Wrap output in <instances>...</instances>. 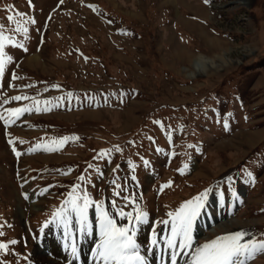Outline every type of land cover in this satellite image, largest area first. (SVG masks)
Here are the masks:
<instances>
[{"label":"rangeland","instance_id":"374dc122","mask_svg":"<svg viewBox=\"0 0 264 264\" xmlns=\"http://www.w3.org/2000/svg\"><path fill=\"white\" fill-rule=\"evenodd\" d=\"M0 25L12 57L0 77V264H40L36 243L60 226L48 216L73 186L121 226L137 222L118 210L147 212L144 255L163 225L172 238L169 213L206 190L229 209L198 247L236 232L264 242V0H0ZM89 220L98 232L94 205Z\"/></svg>","mask_w":264,"mask_h":264},{"label":"snow or ice","instance_id":"6c2138e0","mask_svg":"<svg viewBox=\"0 0 264 264\" xmlns=\"http://www.w3.org/2000/svg\"><path fill=\"white\" fill-rule=\"evenodd\" d=\"M30 2V0H29ZM207 3L208 0H205ZM17 15H23L17 13ZM9 21H13L15 17L9 15L7 17ZM17 31H25L19 26L17 22ZM3 26L0 25V28ZM5 37L3 32L0 31V77L3 76L7 62H10L12 57L6 56L4 53V43ZM9 43L11 40L9 39ZM23 47V45H19ZM27 49H25L26 51ZM16 78V77H14ZM58 87V86H54ZM71 97V93L68 94ZM12 99L20 100L21 97L16 96ZM62 99V98H61ZM37 104L41 103L36 101ZM45 105L50 104V101H43ZM53 106H59L53 105ZM40 110V109H37ZM44 110H50V108H45ZM9 113L15 115L18 119L20 115L25 112L32 111L28 107L8 109ZM0 119H4L0 116ZM8 122L7 120L5 121ZM69 138H61L58 143L63 144ZM58 150V149H49ZM19 155V153H18ZM171 182L165 184L163 187H169ZM119 195V193H117ZM207 195V190L205 193L193 198L192 200L186 201L181 205L175 213H169L172 218L171 234L172 239L168 240V245L170 247H175L174 238L180 237V247H190L193 241V226L196 219L200 216L201 210L204 208V199ZM70 200L66 203L70 204V209L61 208L57 213L54 214L55 217L60 218V222L65 228H68L72 223V218L69 215V211L75 214L76 225L78 230L82 234H91L92 223L89 220V208L95 206L96 213L98 215L99 223V235L100 242L96 246L95 255L102 260L103 264H143L144 257L139 253V245L136 242L137 227L139 224L148 223V213L136 208L135 216L133 212H124L122 209L118 210L121 218L126 217L131 224L133 219L137 222L131 227L118 226L116 221L110 216L107 210L103 206V202L93 201L89 194L85 192L83 196H74L69 194ZM125 199H129L125 197ZM113 207L115 203L113 202ZM167 223V222H164ZM245 235L243 232H236L226 234L216 239L204 243L201 247L196 249V255L194 264H245L246 260L253 259L257 252H264V242H242V238ZM15 243V241H12ZM153 245L157 243L155 237L152 240ZM7 246L5 244H0V249H4ZM73 254L76 253V248H72ZM171 264H177L176 255L171 256Z\"/></svg>","mask_w":264,"mask_h":264},{"label":"bare ground","instance_id":"6f19581e","mask_svg":"<svg viewBox=\"0 0 264 264\" xmlns=\"http://www.w3.org/2000/svg\"><path fill=\"white\" fill-rule=\"evenodd\" d=\"M37 56H38L37 54H32L30 57V61L32 60L36 62ZM211 63L209 65L212 67ZM219 204L220 203L217 202V200L212 195H209L207 200L204 201V208L201 210L200 216L194 222L193 240L198 238L199 235H202L205 232H207L208 229L213 224H215L216 222H218L220 219L224 218L227 215V209L225 208L227 206H223L222 204L221 205ZM117 225L121 226L120 222L117 223ZM124 225H125V222L122 223V226ZM64 234H65L66 242H64L63 245H60L59 237L57 235L55 237L51 235L48 236V239L46 242H44L42 238L39 239L38 244L36 246L37 251H39L38 248H42L43 246L45 247L47 243L49 253H50L49 256H47L46 254L37 255L40 264H88V261H89L88 256H87L88 241L92 243L93 238L88 239L86 237L84 239H81L77 244V239L75 242H73L72 237L67 235L66 232ZM192 244L193 245H191L190 247L182 248L181 252L186 253L187 251L190 252L194 249L199 248V247L195 248V246L197 245L196 244L194 245L193 241H192ZM73 246H75L76 248L75 254H73V251H72ZM177 251H178V248L177 250H175V252ZM36 254H38V252H36ZM192 254L196 255V253H192ZM146 259L153 263L155 261V253L153 252V254L147 257ZM97 264H99V262Z\"/></svg>","mask_w":264,"mask_h":264}]
</instances>
